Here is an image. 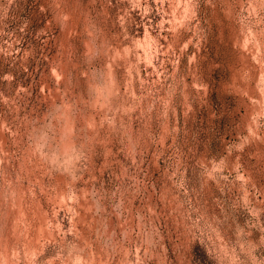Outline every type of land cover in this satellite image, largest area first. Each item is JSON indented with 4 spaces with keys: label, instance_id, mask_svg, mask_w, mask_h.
I'll return each mask as SVG.
<instances>
[{
    "label": "rangeland",
    "instance_id": "1",
    "mask_svg": "<svg viewBox=\"0 0 264 264\" xmlns=\"http://www.w3.org/2000/svg\"><path fill=\"white\" fill-rule=\"evenodd\" d=\"M0 264H264V0H0Z\"/></svg>",
    "mask_w": 264,
    "mask_h": 264
}]
</instances>
